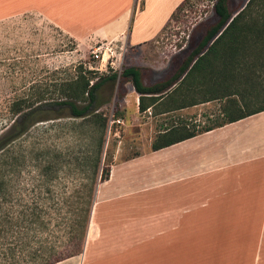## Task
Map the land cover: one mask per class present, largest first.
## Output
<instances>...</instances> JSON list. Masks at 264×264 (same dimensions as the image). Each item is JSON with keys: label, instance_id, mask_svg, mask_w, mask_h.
Returning a JSON list of instances; mask_svg holds the SVG:
<instances>
[{"label": "rangeland", "instance_id": "rangeland-1", "mask_svg": "<svg viewBox=\"0 0 264 264\" xmlns=\"http://www.w3.org/2000/svg\"><path fill=\"white\" fill-rule=\"evenodd\" d=\"M249 1L229 0V8L236 13ZM218 21L214 2L188 0L156 40L137 46L129 45L127 36L114 42L94 34L78 39L37 13L0 21V131L4 123L11 124L9 108L14 101L53 90L55 82L76 79L82 68L97 78L139 67L148 86L168 81ZM98 48L106 51L103 60L94 58ZM207 86L176 94L142 113L133 85L119 78L99 93L106 128L93 117L71 118L67 109L60 119L36 124L9 149L10 205L15 215H32L47 223L25 233L49 238L50 244L62 248L79 232L73 221L83 216L85 200L95 197L104 170L110 172L116 164L151 151L168 129L202 131L223 122L231 101L245 112L263 107L264 61L249 59L236 80L221 84L219 89L228 87V99L191 106L215 98ZM169 99L175 100L172 105Z\"/></svg>", "mask_w": 264, "mask_h": 264}, {"label": "crops", "instance_id": "crops-1", "mask_svg": "<svg viewBox=\"0 0 264 264\" xmlns=\"http://www.w3.org/2000/svg\"><path fill=\"white\" fill-rule=\"evenodd\" d=\"M185 1L0 0V21L37 13L78 39L137 46ZM56 264H264V112L116 164L84 252Z\"/></svg>", "mask_w": 264, "mask_h": 264}, {"label": "trees", "instance_id": "trees-1", "mask_svg": "<svg viewBox=\"0 0 264 264\" xmlns=\"http://www.w3.org/2000/svg\"><path fill=\"white\" fill-rule=\"evenodd\" d=\"M211 1L214 2V10L219 17L218 23L207 31L200 45L168 81L148 86L144 81L143 70L139 67H127L121 74L97 78L94 72L82 68L76 79L55 82L50 86H54L53 90L38 91L33 96H24L11 104V124L4 123L0 131V264H56L81 255L86 246L96 194L85 200V209L80 211L83 216L73 221L79 232L71 236L70 241L62 248L55 243L50 244L49 238H38L25 233L33 228L46 227V221L32 215L16 216L14 207L10 205L12 192L9 175L13 171V162L9 149L36 124L60 119V113L67 109L71 118L85 120L93 117L106 128L108 118L101 112L105 104L100 101L99 93L108 82L115 83L119 78L133 85L139 95V109L142 113L154 109L167 98L181 92L199 90L204 85H208L207 91L215 98L193 103L191 106L228 99L230 96L225 95L228 87L222 88V92L219 89L221 84L236 80L249 59L255 57L256 62L264 61V0H250L236 13L230 10L229 0ZM219 94L223 97L218 98ZM169 100L168 105L175 101ZM231 102L234 103L226 107L223 122L202 131L186 132V127L168 129L156 139L152 150L165 149L264 112V106L245 112L238 102ZM183 108L185 107L176 109ZM240 109L242 112L238 113ZM109 178L110 172L104 170L102 183Z\"/></svg>", "mask_w": 264, "mask_h": 264}, {"label": "built area", "instance_id": "built-area-1", "mask_svg": "<svg viewBox=\"0 0 264 264\" xmlns=\"http://www.w3.org/2000/svg\"><path fill=\"white\" fill-rule=\"evenodd\" d=\"M103 48H98L97 50L94 51V58L96 60H103L105 55V52L102 50ZM111 59V58H110Z\"/></svg>", "mask_w": 264, "mask_h": 264}, {"label": "water", "instance_id": "water-1", "mask_svg": "<svg viewBox=\"0 0 264 264\" xmlns=\"http://www.w3.org/2000/svg\"><path fill=\"white\" fill-rule=\"evenodd\" d=\"M99 187V186H98ZM98 189V188H97Z\"/></svg>", "mask_w": 264, "mask_h": 264}]
</instances>
